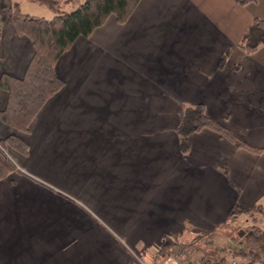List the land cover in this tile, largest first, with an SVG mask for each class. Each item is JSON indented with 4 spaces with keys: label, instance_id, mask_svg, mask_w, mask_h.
Returning a JSON list of instances; mask_svg holds the SVG:
<instances>
[{
    "label": "crops",
    "instance_id": "1",
    "mask_svg": "<svg viewBox=\"0 0 264 264\" xmlns=\"http://www.w3.org/2000/svg\"><path fill=\"white\" fill-rule=\"evenodd\" d=\"M258 1L141 0L127 22L110 16L73 43L55 65L64 86L29 131L0 119V141L16 135L28 149L8 148L0 264H157L184 247L215 264L223 230L248 232L235 222L264 198V153L204 129L183 154L178 128L187 106L204 105L264 150V46L249 55L238 45L264 19ZM12 11L0 0V78H23L35 53ZM8 102L0 89L1 111ZM236 206L244 214L233 219Z\"/></svg>",
    "mask_w": 264,
    "mask_h": 264
},
{
    "label": "trees",
    "instance_id": "2",
    "mask_svg": "<svg viewBox=\"0 0 264 264\" xmlns=\"http://www.w3.org/2000/svg\"><path fill=\"white\" fill-rule=\"evenodd\" d=\"M40 5L56 10L58 0H30ZM141 0H84L71 13L55 14L52 18L33 16L23 13L20 3L13 4L11 23L21 36H27L35 48L34 56L23 78L4 74L0 78V89L9 93V102L5 110H0V119L19 132H28L30 124L43 105L64 86L55 73V65L59 58L68 51L80 37H89L99 27L103 26L110 16H115L121 24L127 22ZM257 0H236L240 6H247ZM239 48L246 54L256 53L264 46V19L256 18L244 33ZM226 56H223L221 66H224ZM204 129H209L222 138L230 141L236 148L245 149L251 153L263 154L264 150L255 148L237 136L227 126L211 118L204 105L187 106L178 128L180 148L183 154L191 150V136ZM0 181L9 177L16 166L8 156L7 149L13 148L27 152V145L18 136L13 135L0 141ZM260 207L256 208L259 209ZM244 214L240 206L231 211V217L237 218ZM254 225L241 237L239 244L250 247L249 251L235 248L229 258H218L215 264H230L233 259L242 261L241 256L248 257L249 264L256 260H264V230L259 225V219L254 217ZM251 248H253L251 250ZM257 253H256V251ZM227 252V248L223 249ZM261 264H264L261 262Z\"/></svg>",
    "mask_w": 264,
    "mask_h": 264
},
{
    "label": "rangeland",
    "instance_id": "3",
    "mask_svg": "<svg viewBox=\"0 0 264 264\" xmlns=\"http://www.w3.org/2000/svg\"><path fill=\"white\" fill-rule=\"evenodd\" d=\"M83 1L84 0H58V7L56 8V10L51 9L48 6H44V5H40L38 3H34L32 1H30V0H13V4L15 2H18V3H20V6L22 4V6H21L22 7V9H21L22 11H27V12H30L31 14H40L39 16H48V18H52L55 14L73 12L79 6V4H81ZM221 2H225V0H221ZM252 9H253V11H255V14H259V15L263 14L264 13V0H259L257 4H254L252 6ZM45 14H47V15H45ZM256 55H258L259 61L261 60V61L264 62V47ZM7 151H8V149H7ZM257 207H260V208L259 209H254L252 212H254V216H255V214H257L256 216L261 219V224L260 225H261V227L264 230V198H262L259 201V205H257ZM252 219H253V217L251 215H244L243 217H241V219H239V220L236 219L237 222H235V224L238 225V226H242L244 232H247L254 225V222L252 221ZM223 231H227L226 233H227L228 237L222 236L221 237V241L217 240V245H214V247L217 248V253H218V251H220L222 258H224V257L229 258V256L231 255V252L229 251V249L227 250V252H225L223 250V247H225V246L226 247H230L233 250L235 248L239 247L240 249H243L245 251H249L250 247L242 245V244H239L240 241H241V234L239 233V230L228 231V230L225 229ZM242 235L244 236V233H242ZM184 248L185 249H183V250H186L185 251V253H186V256H185L186 257V262H188V261L192 262L191 260H188V256H187L188 254H189V256L192 257V259L194 261L192 263H194V264H204V262L206 260H208L207 256H204L203 254H199L196 251V249H193L194 247H192V248L191 247H184ZM252 249L253 248H251V250ZM177 253H179V252H177ZM177 253H171V254L165 255L164 258L170 257V256L175 255ZM256 253H257V251H256ZM212 256H211V258H212ZM198 257H203L202 259H204V261L199 260L200 261V263H199L198 262ZM240 258H242V261L245 264H249L248 263L249 259L253 258V256L252 255H249L248 257L241 256ZM261 262L264 263V260L263 261L256 260V264H261Z\"/></svg>",
    "mask_w": 264,
    "mask_h": 264
},
{
    "label": "built area",
    "instance_id": "4",
    "mask_svg": "<svg viewBox=\"0 0 264 264\" xmlns=\"http://www.w3.org/2000/svg\"><path fill=\"white\" fill-rule=\"evenodd\" d=\"M0 149H2L0 145ZM8 154V151L6 152ZM9 156V155H8ZM186 250L180 251L179 253L172 255L167 258H163L161 261H159L157 264H194L192 262H186ZM230 264H245L243 261L239 259H233Z\"/></svg>",
    "mask_w": 264,
    "mask_h": 264
}]
</instances>
